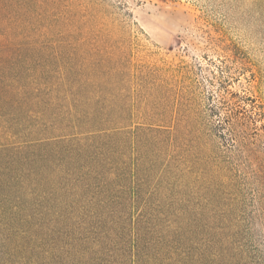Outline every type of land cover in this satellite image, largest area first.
<instances>
[{
    "label": "rangeland",
    "instance_id": "1",
    "mask_svg": "<svg viewBox=\"0 0 264 264\" xmlns=\"http://www.w3.org/2000/svg\"><path fill=\"white\" fill-rule=\"evenodd\" d=\"M0 8L40 69L110 71L113 100L118 89L134 91L133 131L172 118L187 133L188 163L168 170L148 168L158 138L135 131L151 150L129 151L144 165L126 175L138 178L139 199L179 201L189 264H264V0H0Z\"/></svg>",
    "mask_w": 264,
    "mask_h": 264
},
{
    "label": "trees",
    "instance_id": "2",
    "mask_svg": "<svg viewBox=\"0 0 264 264\" xmlns=\"http://www.w3.org/2000/svg\"><path fill=\"white\" fill-rule=\"evenodd\" d=\"M2 12L0 264L192 262L187 217L174 211L179 201L139 199L138 178L126 175L130 164L144 165L129 151L151 150L135 131L158 138L148 168L168 170L188 163L187 133L180 135L172 118L133 131L132 87L128 94L118 89L115 101L110 71L40 69ZM128 75L120 82H130ZM144 92L141 112L149 116L154 105Z\"/></svg>",
    "mask_w": 264,
    "mask_h": 264
}]
</instances>
